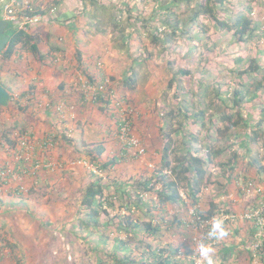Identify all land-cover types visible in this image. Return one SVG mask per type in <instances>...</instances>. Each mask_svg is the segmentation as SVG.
Segmentation results:
<instances>
[{
  "label": "rangeland",
  "instance_id": "1",
  "mask_svg": "<svg viewBox=\"0 0 264 264\" xmlns=\"http://www.w3.org/2000/svg\"><path fill=\"white\" fill-rule=\"evenodd\" d=\"M26 1L30 0H23L22 3L26 4ZM163 1L164 0H116L114 4H116V6H122L121 10L117 12L120 18L124 19L125 16H128V18L132 20L134 25L129 28V31L131 34H134L135 31L132 30L134 27H142L143 31L156 25L155 21L150 22V18L153 17L155 8L160 6ZM198 1L201 0H191L189 5L187 2H182L179 4L178 8L173 10L180 20V28H184L194 20V25L190 29L192 36L195 35L196 31L201 32L202 26L207 28L205 31H202L203 33L200 35L202 37L201 40L191 39L190 41L187 39L183 41V38L176 37L169 45L174 51L170 52L171 54L162 55V45L154 44L150 48L149 46L151 44L144 40H142L143 43L138 45V49L131 52L133 53V58L128 55L130 51L123 52V57H120L118 61L114 63V65L117 63L118 66L115 67L113 65L112 70L116 71V73H120L119 71L127 70L130 67L134 68V66L137 65L135 58H139L141 53H145V56H150V52L144 50L145 47H148L149 50L154 49V52H152L151 65L156 63L155 65L158 71L156 73H151L148 77V69L146 67L140 68L141 71L139 72L142 74L144 82L141 83L140 88L135 90H129L127 86L122 83L121 79L116 80V78L115 81H113L110 74L105 75L107 80L102 86L104 89L105 87L107 89L112 87L113 99H115L116 103H120L119 105L122 107L123 113H131L134 121L131 130V132L133 131L132 136L129 137V135L122 134L123 136L120 137V139L124 141L130 140L132 142L133 147H130V154H133L134 157L128 155L127 158L131 159H123L122 162L115 165L110 169V175L106 174L108 172H100L99 174L101 176H107L110 180L113 177L119 178V180L123 181L120 183H124L121 185V188L130 189L131 191L136 185L135 180L144 170L147 172V176L157 170H164V173L170 174L167 169H163L159 123L166 109L174 108L175 110L179 108L175 111V119L182 121V130L179 131L175 127H171L167 130L171 133L173 138V146L171 149L173 151L170 153L169 157L172 161V166L176 163L175 152H177L178 147L183 144V135H195L197 141H193V149L196 148L201 153L204 152L205 146L209 145L216 149H220V151L217 156L213 158V162L206 165L207 171L210 173V183L207 184V191L202 194L200 202L195 206L189 204L187 211L184 209V206L177 205H169L165 208L166 212L164 215L170 222L175 218L176 214H185L183 217L184 229L185 232L190 235L187 237L176 233H168V238L181 245L188 244L189 248L193 244L194 249H196L201 238L205 239L206 232L204 233V230L207 229V226H205L207 224H202L203 222H201L200 217L198 215L195 217L194 215L196 214L197 208L210 209L211 202L214 201L218 206L216 217L223 219L225 224L229 223V235L222 241H215L213 245L216 249L215 257L217 259V264H222L223 261L225 264H264V253H259L258 247L263 238L260 239V242H253L254 244L248 249L249 251L245 249L252 244L249 238L252 237V232L258 231L257 236L260 238V233L264 231V181L259 182L256 179H252L250 183H243L241 187L242 190L246 192L247 198H257V203L255 200L253 203L249 204L246 209L241 208L237 203L239 200L237 199V188L240 187L236 185L237 183L235 180L230 178L218 164L219 161L231 157V153L229 150L221 149L225 142L222 143L214 137L207 136L209 129L212 130L214 125L221 121L220 115H218L217 112L219 108L224 106L222 102L223 98L239 86L238 80L242 78L240 74L241 70L247 67L245 65L248 60L247 58L259 57L264 65V34L256 42H253V44H236L232 34L226 31L222 32L221 36L217 38V30L211 25L210 20H208L206 16L200 15L196 20L192 18V14L195 12L190 6H195ZM242 1H246L253 7L254 15L260 14L264 17V0ZM242 1L234 0L239 6L244 5ZM11 2V0H0V19L4 18V4H9ZM50 2H46L47 4L40 2L38 6H43L42 8L46 10L44 13L46 15L41 22L31 25L32 28L48 20V16L51 15L50 8L52 4ZM55 8V12L52 14L53 17L58 15V8L56 6ZM128 8L129 11L125 12ZM134 20L137 22H134ZM191 34L186 35L189 38ZM112 37H114L113 33ZM213 42L216 44L211 49L207 50V47L212 46ZM186 51H192L194 55L193 61L190 59L186 60L189 64L192 62L189 66L192 72L190 76L181 79L180 83L182 87L179 88L180 90L186 88L190 90V92L182 93L180 91L178 99H176V104L174 96L178 93L176 89L177 86L173 85L171 89L167 90L168 77L162 73V69L165 67L164 60L170 57L175 64H177L179 55H185ZM238 58H242V61H237ZM15 59L16 58L9 60L6 66L0 67V82L8 90L13 92V100H21L24 104L30 103V107L26 106L27 109L19 110L15 104L12 103L3 110L0 116V142H2L0 143V168L10 165L9 167L11 169L14 168L13 171H15L16 164L24 165L23 169L21 168V174L17 173L16 175L15 171L13 172L14 174L12 173V176L8 177L6 181L3 182V184H0L1 242L4 245L3 252L10 251L12 253V255L9 254L7 258L3 259V263L8 264L12 261L14 264H85V261L82 259V254H80L77 249H72L69 239H72L71 237H74L79 232V216H83V214L80 213V202L83 194L82 185L87 181V167L92 168L96 172L98 171L93 165L91 166L86 159L81 158L73 148H67L64 151L66 153V159L62 161L59 160L60 158L58 155L63 154L62 144H58V146L54 148L58 142L52 141L53 136L49 137L47 140L44 138L48 137V134H53L52 132H57L58 128H56L55 125L61 127L60 123H58L56 119L51 120L50 117L49 119L46 118V114L42 113V108L44 107L43 103L41 105L37 104L36 106L31 103V100H27V98H19L21 92L20 86H17L15 83V81L19 79L16 74L14 75V67L19 59L17 58L16 61ZM21 59L22 58H20V60ZM97 64L99 69H101L104 61L102 60ZM160 74H163L161 78ZM190 77L193 79H190ZM216 87H219V93H217ZM165 93H167V95H165ZM116 103L114 105L110 104V108L113 111H117V107H115ZM131 104H133L132 107L130 106ZM249 106H251V104H249ZM186 107L188 108V112ZM55 108L64 113L71 111L74 117L77 116L76 120L82 117L77 105L73 102L67 103L61 101ZM181 109L187 112L183 116L179 113ZM205 109L206 113H204V118L195 121L196 118L193 115ZM244 114L248 117L249 121L252 122H250V124L255 125L257 123V117L252 119L253 115L248 111H244ZM86 115L89 116L90 114L86 113ZM74 120L75 118L71 121L72 124H75ZM175 124L179 126L177 121L174 122V125ZM81 126L86 130L84 131L81 127L84 133L89 131L87 125L81 124ZM89 128H92L90 134L87 135V133H85V135L83 134L81 137H78L81 139L79 140L81 143L84 142V144H89V142L93 143L104 139L103 134H99V130H97L98 127L95 124H93L92 127L90 125ZM125 130L126 128L124 127L122 131L125 132ZM236 130L240 133L241 139H243L245 137L243 129L236 128ZM4 131L8 133L9 138L16 140L15 148H10L11 146L3 139L2 135ZM247 132L250 133L251 131L248 130ZM210 133L211 136H216L215 129L210 131ZM118 140V137H113L112 142L106 144L108 151L105 153V157L114 154L115 149L119 147L115 144ZM24 141L28 143V145L26 144L27 147H25L28 151H25L23 158V156L19 154L24 150ZM230 141L234 143L232 150H239L238 152L244 156L246 160L256 153L264 155L263 147L261 146L259 148V144H253L251 143L252 141H249L250 143L247 147L240 141V138L238 140L230 139ZM80 144V150L85 154ZM37 150L39 152H37ZM42 151L45 152L44 160L41 154ZM3 152L5 154L4 156H6V152H8L10 156L2 160L4 157L2 156ZM241 161L242 163L239 162V166L243 164L244 159L241 158ZM244 165L246 166V162ZM239 166L238 168H243V166ZM235 170L236 168L233 169V171ZM227 184L230 189L229 193H225ZM160 186L161 183L156 184V188ZM181 192L184 198L188 200L183 188H181ZM260 194L262 195L260 196ZM262 199L263 203L261 205ZM14 200H22L25 202L23 211L16 214L18 218H14L13 213L10 211L6 213L7 204ZM115 200L116 208L110 211L112 215L117 211H125L124 208L120 206L122 200L119 198ZM231 201L237 202H235L236 205H234V209L229 212L226 206H228V203ZM248 210H252L253 215L251 212H248ZM156 214H159V210ZM27 215L29 217L31 216V222L25 219ZM15 219H25L22 222L23 225H25L24 228L26 229L28 246L22 247L11 242L8 225ZM246 220L252 222L255 220L257 222V228H254V231L252 227L247 228ZM24 221L27 222L24 224ZM108 231L109 229L107 232ZM115 233L114 230L111 236ZM91 237L97 240V236H95L94 233H92ZM133 237L137 238V236L134 235ZM80 242L88 249L91 246L90 243ZM208 243H210V240ZM7 244L10 247H8ZM224 246L226 250L222 251ZM73 251L75 252L74 254ZM183 256L184 255H180V257ZM194 259V264H200V257H195Z\"/></svg>",
  "mask_w": 264,
  "mask_h": 264
},
{
  "label": "trees",
  "instance_id": "2",
  "mask_svg": "<svg viewBox=\"0 0 264 264\" xmlns=\"http://www.w3.org/2000/svg\"><path fill=\"white\" fill-rule=\"evenodd\" d=\"M41 1L44 0H34L32 3L34 13L43 14L46 12L42 7L38 6V3ZM239 1L241 2L242 0ZM47 2H50L52 4L51 6L54 4L57 7L59 0H48ZM182 2H187L189 5L191 0H164L160 6L155 8L154 15L150 18V22L155 21L156 25L143 31L142 27H134L137 36L140 37L137 40V45L143 43L142 40L147 41V43L149 42L151 44L149 46L150 48L154 44L162 45L161 54L164 55L174 52L169 45L176 37L183 38V41L187 39L190 41L191 39L201 40L202 37L200 35H202V31L207 29L205 26L201 27V32L196 31L193 36L190 29L194 25V20L184 28H180V20L173 9L178 8ZM242 2H244V5L239 6L234 0H201L195 6H190L195 12L192 14V18L196 20L200 15L206 16L210 20L211 25L217 30V38L221 36L222 32L226 31L232 34L236 44H253V42H256L264 34V17L260 14L254 15L253 7L246 1ZM29 11L32 10L28 8L24 12L33 13ZM57 19L59 21L64 20L61 16H58ZM7 21L8 26L6 32L10 36V40L0 56V67L6 66L9 60L19 55L18 51L22 49L31 51L38 62L45 60V55L41 51L38 41L35 40V36L29 30L19 29L13 21ZM134 22L137 21L134 20ZM186 34L191 35L188 38ZM215 44L213 42L212 46L207 47V50L211 49ZM131 45H133V41H131ZM130 50V52H134L136 49ZM144 50L150 52V56H145V53H141L139 58H135L137 63L135 66L138 68L146 67L150 70V73H156L158 71L156 69V63L151 65L154 49L149 50L148 47H145ZM130 55L131 57L133 56V54ZM193 56L192 51H186L185 55H179L177 64L170 57L164 60L165 67H163L162 73L168 77L167 90L171 89L173 85L177 86L178 93L174 96L176 104V99H178L180 91L182 93L190 92L186 88L180 90L179 87H182L180 83L181 79L191 75L192 70L189 66L192 62L189 64L186 60L190 59L193 61ZM247 59V63L245 64L247 67L243 68L240 73L242 78L238 80L239 86L223 98L222 102L224 106L219 108L217 112L220 115L221 121L213 127L216 131V136H211L210 131L213 129H209L207 132L208 137H214L222 143L225 142L221 149L229 150L231 157L219 161L218 164L236 183L243 181L244 178L256 179L259 182L264 181V155L256 153L246 160L238 152L239 150H232L234 143L230 141V139L238 140L240 138V141L245 144V147L249 146V141H252L251 143L259 144L258 147L260 148L262 146L264 149V65L259 57ZM237 61H242V58H238ZM132 73L135 74L134 71ZM86 75L90 77L89 80L86 79L85 82L80 81L77 86L73 87L71 92L75 93L76 96H72L75 99L72 102L77 105L81 113L80 123L87 125L88 129H90V125L92 127L95 124L98 127L99 134H103L104 139L84 144V154L80 150L79 143H77L75 138L65 133L59 135L52 134L53 142L60 141L73 148L81 158L86 159L98 171L96 172L92 168L87 167V181L84 183L85 185H82L83 194L80 202V213L83 216H79L78 234L74 237L70 236L72 238L69 239L72 249H77L82 254V259L85 261V264H194V258L199 257V255L195 252L193 244L189 248L188 244H178L176 241H171L167 236L168 233L190 236L184 229L183 217L185 214H176L175 218L170 222L164 215L166 212L165 208L169 205H177L184 206V209L187 211L189 204L195 206L200 202L202 194L207 191V184L210 183V173H208L206 165L213 162V158L217 156L220 149L209 145L205 146L204 152L201 153L198 149H193V141H197L196 136L193 134L191 136L183 135V144L175 152L176 163L172 166V161L169 157L173 151L171 150L173 138L167 130L175 127L181 131L183 124L182 121L175 119V111L179 108L175 110L174 108H168L163 112V116L160 119L159 135L162 143L163 169H167L170 174L164 173V170H157L147 176V172L144 170L135 180L136 185L132 190L133 192L130 189L121 188V185L124 184L120 183L123 182L122 180L115 177L110 180L107 176H101L99 173L108 172L106 174L110 175V169L115 165L122 162L123 159H131L127 157L131 155L130 147H133V144L130 140L124 141L120 137L123 136L122 134L129 135V137L132 136L133 131L131 132V130L134 121L131 113H123L122 107L119 105L120 103H116L115 99H113L112 87L110 89L105 87L104 89L102 86L107 80L106 76L101 75L100 72L97 73V76ZM162 75L160 74V78ZM112 80L115 81V77H112ZM123 84L129 90L137 89L136 81L132 75H127ZM216 91L219 93V87H216ZM29 92L27 94H19V98H27L34 102L30 95L34 91ZM12 103L19 110L30 107V103L26 105L21 100H13L12 98L7 106L0 105V116L3 110ZM115 103L117 111H113L110 108V104L114 105ZM130 106L132 107L133 104ZM186 110L188 112L187 107ZM244 111L252 114V119L257 117V123L255 125L250 124L251 121L245 116ZM187 112L183 109L179 111L181 116ZM86 113L90 115L88 116ZM204 113H206V109L192 115L196 118L195 121H198L204 118ZM176 121L179 123V126L178 124L174 125ZM124 127L126 128V133L122 131ZM82 128L86 131L83 126ZM236 128L243 129L245 134L243 139H241L240 133ZM248 130L251 132L248 133ZM4 133L5 131L2 135L3 139L11 146L10 148H15L16 140H12L9 138L8 133ZM113 137L119 138L115 143L119 147L115 149L113 155L105 157V153L108 151L106 144L108 142L111 143ZM241 158L244 159V162L239 166V162L242 163ZM245 162L246 166L244 165ZM238 166H243V168H238ZM235 168L236 170L233 171ZM157 183H161L159 188H156ZM181 188L184 189L188 200L182 195ZM237 189V199L240 201L235 202L241 208L246 209L255 200L257 203V198L249 199L244 190ZM229 190L227 184L225 193H229ZM114 198L122 200L120 206L125 211H117L112 215L110 212L111 209L116 208V200ZM235 202L231 201L228 203V206H226L227 211L231 212L234 209ZM24 205V201L18 202L15 200L7 204V206L15 209L23 208ZM217 209L216 202L212 201L210 209L197 208L194 216L196 217L198 215L200 219L209 220L215 217ZM158 210L159 214H156ZM246 222L247 228L252 227L253 231L254 228H257V222L255 220L253 222L246 220ZM228 224H225L227 229ZM205 226H207V229L204 230V233H207L210 225ZM108 229L109 231L107 232ZM114 230L116 233L111 236ZM92 233L97 236V240L92 239ZM257 234L258 231L252 232V237H249L252 244L245 248L246 251H249L248 249L254 244L253 242H260V239L263 238L258 247L259 253H264V231L260 233V238ZM133 235L137 236V238H134ZM201 240L206 241V236L205 239L201 238ZM80 241L90 243V248H86ZM225 250L226 247L224 246L222 251ZM9 254L12 255L10 251H5L2 255L0 254V264H5L3 263V259L7 258ZM180 255L184 256L180 257ZM222 264H225L224 261Z\"/></svg>",
  "mask_w": 264,
  "mask_h": 264
},
{
  "label": "crops",
  "instance_id": "3",
  "mask_svg": "<svg viewBox=\"0 0 264 264\" xmlns=\"http://www.w3.org/2000/svg\"><path fill=\"white\" fill-rule=\"evenodd\" d=\"M47 1L48 0H44L41 2L46 3ZM115 1L116 0H59L57 5L58 15L55 17L49 15L46 22L36 25L33 28L30 27L29 30V32L35 36V40L38 41L39 47L45 55V60L38 62L33 53L26 49L18 51L19 55L15 57L19 59L14 67V75L16 74L19 79L15 81V83L17 86H20V94H27L30 93L29 91L33 90L34 92L30 94L32 100H34V102L31 101L32 104L37 106V104L41 105L43 103L44 107L42 108V113L46 114V118L49 119L50 117L51 120L56 119V121L60 123L61 127L55 125L58 131L52 133L54 135L65 133L75 138L79 144V140L81 139L78 137H81L82 134L85 135V133H87V135L90 134L92 128L84 133L80 123L81 117L76 120L77 116L74 117L71 111L65 113L60 112L55 106L60 104L61 101L72 103V100H75L72 96L75 97L76 95L71 91L80 81L85 82V79H90L86 74L91 76H97L98 72L103 76L110 74L111 77L117 78L116 80L121 79L122 83H124V79L127 75H132L136 81L137 88H140L141 83L144 82L143 76L139 72L141 70L136 66H134V68L130 67L127 70H121L119 71L120 73H116V71L112 70L114 63L117 62L120 57H123V52H129L131 51L130 49H137V40L140 39L136 32H134V35L129 31V28L134 25L130 18L125 16L123 19L118 15L117 12L121 10L122 6H116V4H114ZM38 4H40V2ZM127 11L128 10H125V12ZM58 16H61L64 20L59 21L57 19ZM132 30L134 31V29ZM112 33L114 37H112ZM131 41H133V45H131ZM130 54L133 53H128L129 57H131ZM20 58L22 59L20 60ZM102 60L105 65L103 64L104 67L102 66V68L99 69L97 63ZM114 66L117 67L118 64L116 63ZM132 71H134L135 74L132 73ZM148 71L147 76L149 77L151 73L149 69ZM11 94L14 96L13 92H11ZM73 118H75V124L71 122ZM48 135V137L43 138L47 140L52 136V134ZM57 142L54 148L57 147L58 144H62L63 154L58 155L60 158L59 160L62 161L66 159V153L64 151L71 147L60 141ZM80 145L82 146L81 149L84 150V143ZM37 152L39 151L37 150ZM41 154L44 160L45 152L42 151ZM4 155L3 152L2 156ZM7 156H10L8 152H6V156H4L2 160L7 158ZM23 167L24 165L16 164V173H20ZM21 201L22 200H19L18 202ZM6 207V213L8 211L12 212L14 218H18L16 214L23 211V208L15 210V208L11 209V206ZM27 216L25 219L29 222L31 216ZM25 219H15L8 225L11 242L22 247L28 246L26 229L22 222ZM27 221H24V224ZM8 264L14 263L11 261Z\"/></svg>",
  "mask_w": 264,
  "mask_h": 264
},
{
  "label": "built area",
  "instance_id": "4",
  "mask_svg": "<svg viewBox=\"0 0 264 264\" xmlns=\"http://www.w3.org/2000/svg\"><path fill=\"white\" fill-rule=\"evenodd\" d=\"M12 2L9 3V4H4V7H3V10H4V18L6 20H10V21H13L15 23V25L18 26L19 29H22V30H29L31 25L33 24H36V23H39L41 22L45 15L46 14H41V13H34V8H32V3L34 2V0H30V1H26V4H23L22 1L23 0H11ZM31 9L32 11H29V12H33L32 14L30 13H26L24 12L26 9ZM55 6H51L50 8V14L52 15L54 12H55ZM25 140V139H23ZM23 144L25 145L24 146V152L25 151H28L25 149V147H27L28 143H26L25 141L23 142ZM27 144V145H26ZM21 152V154L19 155H22L23 158H24V152ZM10 165H6L2 168H0V184H3L4 181H6V179L10 176H12L15 172L13 171V169H11L9 167ZM13 173V174H12ZM15 174L17 175V173L15 172ZM16 178V177H14ZM201 222H203L202 224H207V225H210L211 223V219L209 220H203L201 219ZM1 238L2 236L0 235V254L2 255L3 250H4V245L2 244L1 242ZM209 241V240H208ZM210 243L212 245H214L215 241H211L210 240ZM0 255V257H1Z\"/></svg>",
  "mask_w": 264,
  "mask_h": 264
},
{
  "label": "clouds",
  "instance_id": "5",
  "mask_svg": "<svg viewBox=\"0 0 264 264\" xmlns=\"http://www.w3.org/2000/svg\"><path fill=\"white\" fill-rule=\"evenodd\" d=\"M13 98V96H12ZM264 163V160H263ZM252 178L250 179H243V181L238 182L236 185L242 189V185L250 183ZM264 183V182H263ZM263 203V199L261 202V205ZM251 209V208H250ZM248 212L252 213V210H248ZM216 210V215H217ZM213 217L211 219L210 227L206 233V241L201 240L196 249L195 252H198V255L200 257V264H217V259L215 257L216 249L213 247L211 243H208V240L211 241H222L229 235V230L226 228L224 220L219 217ZM253 215V213H252ZM259 223V222H258Z\"/></svg>",
  "mask_w": 264,
  "mask_h": 264
},
{
  "label": "water",
  "instance_id": "6",
  "mask_svg": "<svg viewBox=\"0 0 264 264\" xmlns=\"http://www.w3.org/2000/svg\"><path fill=\"white\" fill-rule=\"evenodd\" d=\"M8 21L3 18L0 20V56L7 47L10 36L7 34ZM12 99L11 92L0 82V105L7 106Z\"/></svg>",
  "mask_w": 264,
  "mask_h": 264
}]
</instances>
